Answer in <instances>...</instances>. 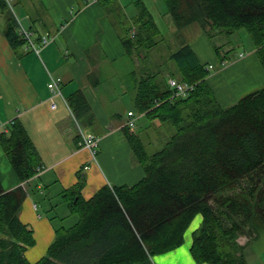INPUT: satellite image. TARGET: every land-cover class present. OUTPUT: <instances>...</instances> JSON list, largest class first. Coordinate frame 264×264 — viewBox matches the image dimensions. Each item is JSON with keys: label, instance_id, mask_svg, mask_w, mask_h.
I'll list each match as a JSON object with an SVG mask.
<instances>
[{"label": "trees", "instance_id": "obj_1", "mask_svg": "<svg viewBox=\"0 0 264 264\" xmlns=\"http://www.w3.org/2000/svg\"><path fill=\"white\" fill-rule=\"evenodd\" d=\"M97 1L106 7L114 4L110 11L119 16L111 22L130 56L147 59L165 41L143 0L135 1L137 13L124 23L123 34L118 0ZM163 1L182 40L197 31L212 40L246 29L264 69V0ZM0 6L6 12L4 33L11 45L17 48L31 39L29 45L36 47L31 33L29 39L22 32L11 5L0 0ZM46 36L49 42L55 38ZM43 37L41 44H48ZM182 40L166 55L173 62L169 75L143 70L137 63L129 76L137 111L170 123L173 135L162 149L149 153L137 133L123 127L145 176L134 185L106 184L87 199L82 194L86 176L79 172L78 181L62 192L79 219L70 227H57L53 242L35 262L26 256L36 244L35 230L20 213L27 197L23 183L39 175L42 158L22 121L12 120L0 132L19 180L7 188L0 177V264H155V256L184 243L199 214L203 219L193 232L194 259L248 264L245 246L264 233V87L222 105L208 80L214 65L200 61L192 44ZM221 47L214 48L224 66L233 48L222 53ZM170 78L190 84L191 90L178 95ZM67 101L80 122L91 121L92 108L81 90ZM244 235L248 240L243 244L239 238Z\"/></svg>", "mask_w": 264, "mask_h": 264}, {"label": "crops", "instance_id": "obj_2", "mask_svg": "<svg viewBox=\"0 0 264 264\" xmlns=\"http://www.w3.org/2000/svg\"><path fill=\"white\" fill-rule=\"evenodd\" d=\"M15 1L26 21L24 26L19 18L21 24L37 44H41V38L47 34L55 37L48 44H41L39 52L32 49L30 40L14 48L4 33L6 12L0 6V132L7 130L12 120L22 121L41 155V166L44 167L41 174L23 183L27 197L20 213L21 219L35 230L36 244L26 250L27 258L35 262L46 253L59 226L50 216L40 213L34 189L43 190V194L46 190L51 194H62L64 189L78 181L79 172L86 176L82 194L87 199L106 184H136L146 172L124 128L132 129L139 120L150 118L146 113L137 111L129 76L119 73L117 59L123 58L127 52L117 28L110 22L111 18L98 5L99 1L92 0L75 16L67 15L66 9L63 18L67 19H58L52 25H48L50 21H38L37 17H31L25 0ZM118 1L123 7L124 0ZM32 6L36 10L37 5ZM192 47L200 61L208 62L202 60L196 46ZM252 53L234 64L230 74L238 78L247 77L250 73V76L257 75V80L249 84L257 88L264 84V77L259 78L253 70H245L251 65L253 69L262 71L255 50ZM52 77L61 79L62 94L53 96L49 88ZM211 79L209 76V83ZM219 81L215 80L216 83ZM77 90L84 93L92 108L91 121L80 122L67 101ZM227 96L221 91L217 98L221 104L227 105L235 95ZM53 101L56 107H53ZM130 111L135 114L134 127L126 124ZM147 122L152 124L149 120ZM159 122L160 126L164 124ZM80 132L92 133L99 138L95 154L83 146ZM0 177L7 188L19 184L1 143ZM202 219L201 214L197 215L185 233L184 243L165 253L161 260H154L155 264H208L198 263L191 253L193 232ZM243 241L240 240L244 244ZM166 257H169L168 260Z\"/></svg>", "mask_w": 264, "mask_h": 264}, {"label": "rangeland", "instance_id": "obj_3", "mask_svg": "<svg viewBox=\"0 0 264 264\" xmlns=\"http://www.w3.org/2000/svg\"><path fill=\"white\" fill-rule=\"evenodd\" d=\"M91 1L92 0H31L32 3H30V0H25V3L27 4L29 9L27 10V12L29 13V15H31V17L32 15L34 17H37V19H39L38 21H50L48 25H52V23L58 21V19H62V21L67 19V17L63 18L66 14V9L68 13L67 15L75 16L80 11V9L87 6V4L91 3ZM145 1L154 14L158 26L165 36V41L162 43L161 47L154 50L151 57H148L147 59H145V57L137 59L136 57H132L129 54L125 55L123 58H118L117 68L120 74L124 72L127 73L128 76H130L129 73H131L132 70L136 69V64L138 63L140 64V68L143 70H145L147 67L152 71L160 70L161 74L166 76L169 75L171 71L169 65L173 64V62L169 61V58L166 55L170 51H174L179 47L183 37H176L175 25L169 15L166 13L167 7L163 0ZM12 3L13 6H10L11 11L18 19L20 18L24 22V26H26V21L21 16L18 4L15 0H12ZM32 5H37L36 10ZM98 5L102 7L103 12H105V14H107V16H109L110 18L113 16H115V18H118L119 15L116 16L115 10L110 11V9L114 7V4H110L109 7H106V5L103 6L100 2H98ZM121 8L123 10L119 11L118 14H120V18L117 19V21L119 23L121 21L122 23L118 25L117 22V25L120 26V34H123V26L130 23V15L133 16L136 13L137 8L135 2H130L128 0H124L123 7ZM24 26H21L22 29L24 28ZM40 26H42L41 23ZM39 30L42 31L41 28H39ZM200 36H202V38H200ZM32 40L35 43L34 39ZM184 40L189 41V43L197 47V51H199L200 57L203 61H208L207 63L214 65V67L210 69V77L213 78L211 79L210 84L214 90L215 95L219 97L221 91L222 93L226 92L228 94L227 97L235 95L234 98L232 100H229L227 102L228 104H224V106L232 105L235 103H233V101H238L247 93L255 89L264 87V84H261V86H258L257 88H252L249 85L253 81L257 80V75L250 76L252 75L250 73V75L247 77L241 76L240 78H238L237 75L230 74V68L234 64L253 54L252 52L254 50V45L246 29L239 30V32L235 33L232 37L217 35L212 40H210L208 37H204L201 32L197 31L190 36L188 35V37H185ZM229 40H231L230 43H228ZM38 45L39 44L37 43L35 44L36 47L31 45L32 49L36 52L37 49L41 48ZM215 45L222 46V53H225L227 50L233 48V51L228 57V65L226 67L225 65H221L220 56L217 54L214 48ZM256 57L258 58L257 55ZM261 68L262 71L259 69H253L251 65H248L246 66L245 70L250 72L253 70L254 73L259 74V78L261 77L263 79L264 69L262 65ZM217 79L220 80L219 83L215 82V80ZM146 120H149L150 122H152V124L149 125V123L145 121V119H142L138 121L136 126L132 128L131 131H135L140 135L141 138H139L141 139L142 143L149 153H154L164 147L165 143L173 135L175 129L168 122L160 126V122L158 119L146 118ZM149 137H151L152 139ZM34 190L35 192H33V195L35 196V200L39 204L40 213L50 216L57 226L70 227L78 221L79 215L77 213H72L69 210L68 202L62 194H51L52 192L48 190H46V192L43 194V190ZM46 194L50 195L47 196ZM240 240H244L243 242L246 243L248 238L246 237V235H244L241 236ZM245 253L248 264H264V233H262L259 237L250 240V242L245 246ZM164 257L165 254L158 255L154 258V260L159 261V259L161 260ZM166 258V260H168L169 257Z\"/></svg>", "mask_w": 264, "mask_h": 264}, {"label": "built area", "instance_id": "obj_4", "mask_svg": "<svg viewBox=\"0 0 264 264\" xmlns=\"http://www.w3.org/2000/svg\"><path fill=\"white\" fill-rule=\"evenodd\" d=\"M6 1L9 4L12 3V0H6ZM22 32L26 33L27 36H28V38L30 39L27 30H25L23 28L22 29ZM48 42H49V38L45 35L43 37V43L46 44ZM212 67H213V65H210V68H212ZM60 82H61V79L60 78H55V77H52L51 78V81L49 82V87L52 90L53 95L62 94L61 88H60ZM169 84L173 88H175V92L178 95H182V96H186L188 94L189 90H191V88H192V86H190V84H188V83H181V82L177 81L174 78H170L169 79ZM53 107H56V103L54 101H53ZM129 116H130V118L127 120L126 124L129 127H134L135 126V118H134L135 117V114H134V112L133 111H130L129 112ZM80 135L82 136V141L81 142H82L83 146L89 148L95 154L96 147L98 146V143H99V138L95 134H92V133L86 134L84 132H80ZM43 169H44L43 166L39 167L38 168V174L42 173Z\"/></svg>", "mask_w": 264, "mask_h": 264}]
</instances>
